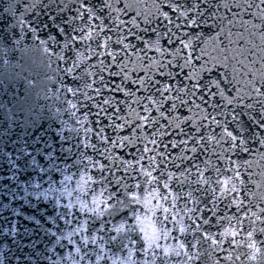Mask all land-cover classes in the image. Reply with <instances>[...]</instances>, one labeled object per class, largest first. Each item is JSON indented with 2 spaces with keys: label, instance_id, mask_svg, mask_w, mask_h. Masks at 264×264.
Returning <instances> with one entry per match:
<instances>
[{
  "label": "snow or ice",
  "instance_id": "snow-or-ice-1",
  "mask_svg": "<svg viewBox=\"0 0 264 264\" xmlns=\"http://www.w3.org/2000/svg\"><path fill=\"white\" fill-rule=\"evenodd\" d=\"M0 41L67 117L53 264H264V0H0Z\"/></svg>",
  "mask_w": 264,
  "mask_h": 264
},
{
  "label": "water",
  "instance_id": "water-1",
  "mask_svg": "<svg viewBox=\"0 0 264 264\" xmlns=\"http://www.w3.org/2000/svg\"><path fill=\"white\" fill-rule=\"evenodd\" d=\"M3 51L0 41V264H53L62 254L58 246L50 251L57 208L33 185L58 184L71 160L67 134L61 138L60 120L67 117L58 118L45 97L39 59L17 51L5 65Z\"/></svg>",
  "mask_w": 264,
  "mask_h": 264
}]
</instances>
